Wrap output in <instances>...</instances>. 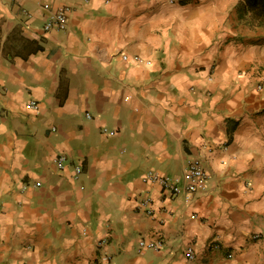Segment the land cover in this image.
<instances>
[{
    "label": "crops",
    "instance_id": "crops-1",
    "mask_svg": "<svg viewBox=\"0 0 264 264\" xmlns=\"http://www.w3.org/2000/svg\"><path fill=\"white\" fill-rule=\"evenodd\" d=\"M241 1L0 0V264H264V28ZM196 159L191 199L147 180Z\"/></svg>",
    "mask_w": 264,
    "mask_h": 264
},
{
    "label": "built area",
    "instance_id": "built-area-1",
    "mask_svg": "<svg viewBox=\"0 0 264 264\" xmlns=\"http://www.w3.org/2000/svg\"><path fill=\"white\" fill-rule=\"evenodd\" d=\"M174 1V0H170ZM68 7H63L60 8L54 17L49 19L44 28L46 31L52 29V28H57L59 30H63L67 28L68 26V12H69ZM124 58H127L124 56ZM139 62H142L143 60L141 58H136ZM147 63H149L147 61ZM32 105H35L33 102ZM87 117H91L90 114H87ZM53 131H55V128H53ZM105 132L107 131L106 129L104 130ZM68 158L64 154H60L58 157H56L54 163L56 167L59 170H63L66 167ZM82 166L81 165H76L74 168V177L76 179L79 178V176L82 174ZM209 179V173L204 167L203 163L196 159V160H191L186 164V166L183 169V176H182V181H177L175 179H172L168 176H161L157 173H150L147 177V180L150 182L159 184L165 192H168L171 194L172 197H177L181 194L185 195L188 199H191L192 196L195 194L203 191L207 187V182ZM37 186H40L41 183L37 182ZM140 206L144 208L145 212L149 215H154V210L152 208V198L149 196H145L141 202ZM1 209V207H0ZM257 237H261V234H258ZM164 243L162 240H159L157 244L152 243V242H147L144 239H141L138 242L137 246V251L141 252L143 250H160ZM215 248H220L218 244L214 245ZM187 257L189 259H194V250L192 248H189L187 251Z\"/></svg>",
    "mask_w": 264,
    "mask_h": 264
},
{
    "label": "trees",
    "instance_id": "trees-1",
    "mask_svg": "<svg viewBox=\"0 0 264 264\" xmlns=\"http://www.w3.org/2000/svg\"><path fill=\"white\" fill-rule=\"evenodd\" d=\"M240 14L250 15V23L264 27V0H242Z\"/></svg>",
    "mask_w": 264,
    "mask_h": 264
},
{
    "label": "rangeland",
    "instance_id": "rangeland-1",
    "mask_svg": "<svg viewBox=\"0 0 264 264\" xmlns=\"http://www.w3.org/2000/svg\"><path fill=\"white\" fill-rule=\"evenodd\" d=\"M249 26H250V27H255L256 25L250 23ZM262 28H264V27H262Z\"/></svg>",
    "mask_w": 264,
    "mask_h": 264
}]
</instances>
